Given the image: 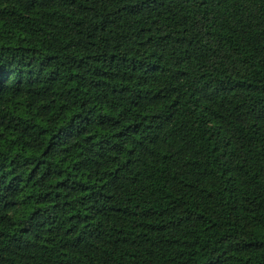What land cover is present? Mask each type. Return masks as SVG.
<instances>
[{"label":"trees","instance_id":"obj_1","mask_svg":"<svg viewBox=\"0 0 264 264\" xmlns=\"http://www.w3.org/2000/svg\"><path fill=\"white\" fill-rule=\"evenodd\" d=\"M0 264H264V0H0Z\"/></svg>","mask_w":264,"mask_h":264}]
</instances>
